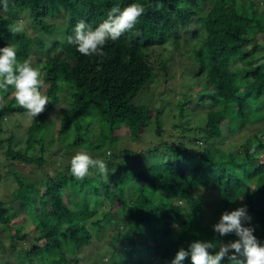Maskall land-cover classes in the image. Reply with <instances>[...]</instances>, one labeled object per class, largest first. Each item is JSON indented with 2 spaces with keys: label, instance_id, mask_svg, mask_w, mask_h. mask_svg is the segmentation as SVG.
Instances as JSON below:
<instances>
[{
  "label": "trees",
  "instance_id": "trees-1",
  "mask_svg": "<svg viewBox=\"0 0 264 264\" xmlns=\"http://www.w3.org/2000/svg\"><path fill=\"white\" fill-rule=\"evenodd\" d=\"M131 3L143 5L144 13L133 29L107 42L103 57L82 55L75 45L67 43L79 21L94 29L113 6L124 8ZM8 4L5 11L0 0V47L14 46L19 61L31 56V45L37 48L33 66L42 70V91L49 103L41 114L31 117L24 150L10 148V135L4 153L13 161L38 164L45 146L58 148L56 155L50 156L58 163L52 176L45 174L36 182L24 180L17 169L0 174V184H15L8 201L13 215L39 225L31 246L21 248L19 264H75L77 252L92 239L91 229L113 225L120 230L116 227L109 240L119 244L104 247L115 254L116 264H171L176 252L181 247L187 250L193 240L212 241L218 247L237 239L234 233L220 237L212 226L223 211L242 205L252 217L254 235L264 243V130L251 131L237 144L225 141L232 138L226 133L264 122L260 104L264 102V41L257 36L264 37V0H8ZM19 11L28 12L42 36L53 35L60 22L63 43L73 50L76 65H66L57 73L56 61L49 55L61 41L45 48L40 36L30 37L25 31L13 34L10 25ZM181 29L185 30L183 35L179 34ZM176 39L180 56L182 51L196 53V74L211 90L210 107L198 136L161 140L135 155L118 146L117 135L126 134L136 142L151 119L155 135L163 132L162 109L133 102L148 83L152 69L148 58L138 52L171 49L172 41H168ZM157 63L164 75L174 72L164 58ZM98 67L101 70L97 71ZM63 88L70 89L65 110L56 119H46ZM14 91L11 86L7 92L0 91V123L10 113H27L17 105ZM94 122L96 138L84 139L80 130ZM223 122L227 132L221 131ZM54 124L52 135L49 128ZM71 130L75 135L67 139ZM214 139L222 140L223 146L207 143ZM34 146L37 153L32 155ZM79 148L106 163L107 180L97 168H90L88 175L78 180L71 173V159L55 158ZM160 152L166 155L162 160L157 157ZM188 153L192 164L182 156ZM145 154H151L149 160L144 159ZM114 170L113 192L108 181ZM205 187L213 189L215 196L207 214L199 194ZM114 213L117 216L111 217ZM9 221L7 208L0 202V224L8 232ZM8 235L12 239L19 236L14 231ZM143 236L152 238L154 248L145 247ZM182 264H192L191 256Z\"/></svg>",
  "mask_w": 264,
  "mask_h": 264
},
{
  "label": "rangeland",
  "instance_id": "rangeland-1",
  "mask_svg": "<svg viewBox=\"0 0 264 264\" xmlns=\"http://www.w3.org/2000/svg\"><path fill=\"white\" fill-rule=\"evenodd\" d=\"M262 9V6L260 7ZM264 11V8H263ZM14 23L18 21H23L26 25L25 34L32 37L34 35L40 36L42 40L45 41V48L51 45V43L55 40L61 41V46L54 50L49 56L53 57L56 61L55 70L57 73L61 72L66 68V65H76V59L73 55V50L69 47L65 46L62 40V29L60 22L56 23L55 33L51 36H42L39 33L37 27L30 22V19L27 17V11H19L15 13ZM63 20V19H60ZM185 30H179V34L183 35ZM260 41H264V37L261 34H257ZM172 41V42H170ZM172 44L171 49L169 48H160L157 50L142 51L138 52L140 55L148 58V62L151 65V77L149 78L148 83L143 86L138 93L133 97V102L136 104L147 105L148 107H160L161 111V128L163 130L162 135H155L154 133V122L151 119L148 124L142 129L140 133V139L138 141H133L126 134L117 135L116 139H118V146L123 147L127 151H132L136 155L138 151L142 152L147 147L156 144L161 140L168 139L170 141L178 140L181 136L185 138H192V136H198V128L202 125L205 120V113L207 108L210 107V98L208 95L211 90L205 87L204 83L201 82V77H197L196 74V63L193 60L196 57V53L191 54L189 51H182L183 55L180 56L178 53V49L175 48L179 42L176 40H169L168 43ZM31 56L28 58L34 65V56L38 54L37 48L34 45H31ZM179 54V55H178ZM164 58L166 60L167 66L174 72L164 75V72L160 69L158 65V61ZM169 70V72H170ZM187 75L188 77L186 78ZM176 82L178 83L176 85ZM182 85V88L180 86ZM68 89V88H67ZM63 88L60 90L61 95L60 99L56 105V107L47 115L46 119H56L63 110H65L66 105L68 103V94L70 89L67 90ZM204 95L203 97H200ZM136 100V101H135ZM262 108L264 109V102L260 103ZM31 116L27 113H10L2 118L1 120V131H0V174H4L7 169H17V173L22 175L24 180L28 181H36L46 174L47 176L53 175V169L57 167V161L52 160L50 156H55V149H58L54 145H47L42 149V159L38 164H26L18 161H13L9 159L4 151L7 147V138L12 135L13 138L10 142V148L13 150L23 151L26 143V129L30 124ZM261 124H253L249 125L247 128L238 130L233 133H226L228 136H232V138L227 137L226 143L237 144L241 137L248 135L251 131L259 128L260 130H264V122H260ZM52 124V123H51ZM56 124V123H55ZM55 124L54 126H50V130L55 132ZM226 124L223 122L220 125L221 131L227 132ZM45 132V131H44ZM82 132V137L86 138H96L97 136V127L95 126V122L91 124L86 129L80 130ZM46 135L48 133L45 132ZM74 131L71 130L66 137L70 139L74 136ZM64 138V140H67ZM220 139L209 140L208 144H213L215 146H223L221 144ZM204 145L202 141H198V145ZM196 147H200L194 144ZM60 152L64 149L62 147L59 148ZM80 148L74 150V152L67 151L66 154H63V157H55L57 160L61 161L65 159L66 161H70V159L78 152ZM37 153V147L34 146V150L32 155ZM151 154H145L144 159L149 160ZM130 156V155H129ZM184 159H186L188 164H192L193 159L190 154L182 155ZM131 157V156H130ZM157 157L161 160L166 157V155H162L161 152L157 154ZM59 158V159H58ZM62 158V159H61ZM151 161L153 158L151 156ZM154 169L159 170V166H155ZM117 177V172L114 170L112 172V176L108 181V187L113 192L115 191V179ZM15 187V184L7 185L0 184V202L3 206L7 208V213L10 216V221L7 226H10V232L7 231V228L4 225L0 224V264H19L17 260L22 256L20 253L21 248L31 246V242L33 240L32 236L35 234L36 229L39 228V225L26 221H20V217L17 215H13L14 209H12L8 205L10 191ZM42 191V188H39ZM213 189L210 187H205L199 190V194L203 197L204 205H205V213L207 214L211 206H213V202H215V196L213 194ZM116 202V201H115ZM18 205V204H16ZM15 205V206H16ZM116 203L113 205L115 208ZM228 211H231L228 210ZM96 211H91V214H95ZM118 213H114L112 216H117ZM124 218V217H122ZM120 218L121 223H125V218ZM22 222V224H20ZM120 225V224H119ZM116 225L113 226H105L101 229H91L93 233L92 239L88 246H83L82 250L78 253L79 258L75 264H116L117 257L115 254L111 255V251L108 250L104 245H110L112 243L119 244L118 241H110L109 238L120 230V227ZM14 230H13V229ZM90 229V228H89ZM15 232L19 235L17 238L12 239L8 234H12ZM20 233L25 234L22 236ZM143 241L145 247L148 249L154 248V245L151 244L152 238L150 236H143ZM13 245V247L11 246ZM17 250V252H15ZM18 253V254H17Z\"/></svg>",
  "mask_w": 264,
  "mask_h": 264
},
{
  "label": "clouds",
  "instance_id": "clouds-1",
  "mask_svg": "<svg viewBox=\"0 0 264 264\" xmlns=\"http://www.w3.org/2000/svg\"><path fill=\"white\" fill-rule=\"evenodd\" d=\"M8 7V0H3V9L7 11ZM144 11L143 5L139 3H131L124 8L113 6L106 19L94 29L83 20L79 21L75 25L74 35L67 38V43L75 45L82 55L103 57L107 42L116 41L124 32L133 29ZM25 28L23 21L10 25L13 34L22 33ZM9 86L15 90L17 105L33 118L41 114L49 103L42 91L45 87L42 70L33 66L28 59L19 61L16 48L6 45L0 47V91L7 92ZM251 151H255V146ZM90 168H97L105 180L108 179L107 165L103 160L93 159L83 150L71 158L70 170L76 179L83 180ZM251 221L247 206L223 211L212 226L213 231L220 237L234 233L238 238L222 242L218 247L212 241L193 240L187 250L181 247L176 252L171 264H182L189 255L192 264H223L225 260L228 264H264V243L254 235L255 228Z\"/></svg>",
  "mask_w": 264,
  "mask_h": 264
}]
</instances>
